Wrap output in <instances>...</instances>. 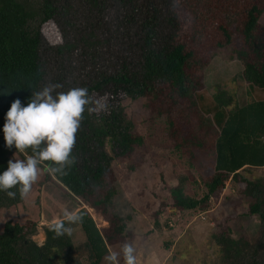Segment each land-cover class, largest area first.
<instances>
[{"label": "trees", "instance_id": "obj_1", "mask_svg": "<svg viewBox=\"0 0 264 264\" xmlns=\"http://www.w3.org/2000/svg\"><path fill=\"white\" fill-rule=\"evenodd\" d=\"M263 11L264 0H40L39 22H51L60 38L50 43L39 25L27 29L32 15L24 5L0 0V173L17 151L14 145L6 147L3 133L15 99L26 106L32 93L47 84L61 85L57 92L86 88L93 103L86 106L76 133V162L66 175L48 172L50 161L40 167L106 221L105 227H97L80 207L75 212L81 221L52 222L42 228V240L34 242L35 220H6L0 228V264H105L110 247L119 252L124 239L133 236L114 209V188L105 183L112 157L126 158L141 143L121 105L125 98H146L149 118L164 117L166 137L176 153L192 157L196 150L211 162L210 173L200 178L204 191L199 198L183 192L184 180L196 183L191 175L176 178L168 188L172 207L203 210L227 183L241 182L249 200L246 210L257 217L264 238V177L248 180L240 172L264 166V99L238 104L224 84L214 88L209 108L196 98L210 54L234 38L239 44L228 60L240 64L246 86L264 89ZM31 151L17 156L24 159ZM11 191L15 197L0 191V205L21 200L18 187ZM61 220L80 231L84 263L75 257L70 235L57 236L50 229ZM213 240L225 264H264V243L261 258H248L244 241L224 232Z\"/></svg>", "mask_w": 264, "mask_h": 264}, {"label": "rangeland", "instance_id": "obj_2", "mask_svg": "<svg viewBox=\"0 0 264 264\" xmlns=\"http://www.w3.org/2000/svg\"><path fill=\"white\" fill-rule=\"evenodd\" d=\"M17 1L32 15L27 21L29 31L39 25L47 41H60L51 22H39L40 0ZM259 22L264 26V11ZM238 44L239 41L234 38L229 46L210 54V61L202 73L203 89L196 96L200 106L210 107L214 88L218 84H224L227 90L233 91L238 104L264 99V89L246 86L240 79L237 63L233 66L228 61ZM121 105L141 143L135 145L126 158L112 157L105 183L110 182L114 188V209L126 223V230L130 229L133 233L123 242L127 241L135 247L136 264H225L213 240L214 235L222 232L247 243L248 258H261L264 238L257 217L246 210L249 200L242 193L243 183L233 180L227 183L209 198L203 210L174 209L168 188L176 184L177 177L189 174L196 183L184 180L183 192L199 198L204 191L200 178L210 173L211 162L196 150L192 157L176 153L166 137L164 117L149 118L146 98H125ZM105 149L112 156L108 145ZM44 170L43 167L39 180L26 196H21L18 203L0 205V228L6 220L19 224L26 219L35 220L36 229L31 238L40 242L44 226L65 219L62 214L64 209L75 212L80 207L92 217L97 227L106 226L104 218L86 204H81L61 185L59 187L53 178L48 179ZM240 172L245 179L252 180L264 177V166L245 167ZM77 230H71L70 241L75 247V257L84 263L86 252L79 249L83 239ZM110 250L116 249L110 247ZM119 264H124V261Z\"/></svg>", "mask_w": 264, "mask_h": 264}, {"label": "clouds", "instance_id": "obj_3", "mask_svg": "<svg viewBox=\"0 0 264 264\" xmlns=\"http://www.w3.org/2000/svg\"><path fill=\"white\" fill-rule=\"evenodd\" d=\"M59 84H47L41 90L33 92L26 106L15 99L5 115L3 133L6 147L13 145L16 152L8 160V167L0 173V191L9 197H15L11 191L18 187L20 195L26 196L41 175V164L51 162L46 169L52 174L66 175L75 162L72 155L76 143L83 113L86 106L93 103L88 90L83 87L70 88L66 92H57ZM103 107V105H101ZM31 149V154L24 159L17 152L25 153ZM63 216L68 223L81 221L80 213L63 210ZM57 236L71 234V229L64 226V220L50 225ZM136 249L125 241L119 252H110L105 257V264H119L122 255L124 264H136Z\"/></svg>", "mask_w": 264, "mask_h": 264}, {"label": "crops", "instance_id": "obj_4", "mask_svg": "<svg viewBox=\"0 0 264 264\" xmlns=\"http://www.w3.org/2000/svg\"><path fill=\"white\" fill-rule=\"evenodd\" d=\"M230 63H232V65L233 66H235L236 65V63H237V65H238V67H239V70L241 69V66H240V64L237 62V61H235V60H232V61H230V60H228ZM235 94V93H234ZM72 229H77V226L75 227H73V228H71V230ZM79 236H80V238H81V235L79 234ZM40 240H42V237L40 238Z\"/></svg>", "mask_w": 264, "mask_h": 264}]
</instances>
